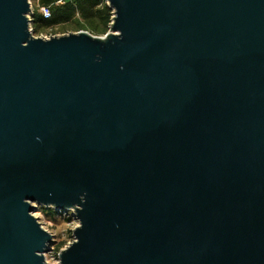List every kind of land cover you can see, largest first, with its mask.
I'll use <instances>...</instances> for the list:
<instances>
[{"label":"water","instance_id":"water-1","mask_svg":"<svg viewBox=\"0 0 264 264\" xmlns=\"http://www.w3.org/2000/svg\"><path fill=\"white\" fill-rule=\"evenodd\" d=\"M36 36L0 0V264H264V0H106Z\"/></svg>","mask_w":264,"mask_h":264},{"label":"trees","instance_id":"trees-1","mask_svg":"<svg viewBox=\"0 0 264 264\" xmlns=\"http://www.w3.org/2000/svg\"><path fill=\"white\" fill-rule=\"evenodd\" d=\"M33 1L30 26L34 35H39L42 32L64 33L79 30H86L94 35H103L109 29L112 9L108 6L106 0ZM43 6L49 9V15L46 17L43 16L40 10ZM41 210L53 220H56L57 217H62L66 221L70 220L69 215H62V210L43 206H41ZM61 244L57 245L58 249Z\"/></svg>","mask_w":264,"mask_h":264},{"label":"rangeland","instance_id":"rangeland-1","mask_svg":"<svg viewBox=\"0 0 264 264\" xmlns=\"http://www.w3.org/2000/svg\"><path fill=\"white\" fill-rule=\"evenodd\" d=\"M30 2L32 7L34 1L30 0ZM64 33L51 31V32H42L36 36L50 37L52 35H61ZM33 214L37 216L43 227L53 235V241L49 244V249L44 253L47 264H59L57 254L62 248H64L68 243H70L73 240L72 230L78 224L77 219L73 215L72 210H62V215H69L70 220L66 221L62 217H57L56 220H53L50 217H48L44 212H42L40 205H38V209L33 211ZM59 243L62 244L58 249L57 245Z\"/></svg>","mask_w":264,"mask_h":264},{"label":"built area","instance_id":"built-area-1","mask_svg":"<svg viewBox=\"0 0 264 264\" xmlns=\"http://www.w3.org/2000/svg\"><path fill=\"white\" fill-rule=\"evenodd\" d=\"M40 10H41V12H42V14H43V16H48L49 15V9H48V7H46V6H43V7H41L40 8ZM38 207V206H37Z\"/></svg>","mask_w":264,"mask_h":264}]
</instances>
